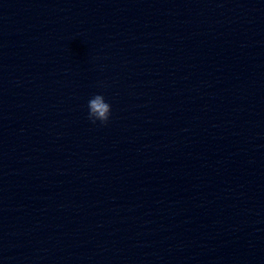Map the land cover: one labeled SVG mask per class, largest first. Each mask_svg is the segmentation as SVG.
<instances>
[{
  "label": "clouds",
  "instance_id": "clouds-1",
  "mask_svg": "<svg viewBox=\"0 0 264 264\" xmlns=\"http://www.w3.org/2000/svg\"><path fill=\"white\" fill-rule=\"evenodd\" d=\"M88 110V118L93 124L96 121L106 124L111 114V105L102 95L97 94L88 101Z\"/></svg>",
  "mask_w": 264,
  "mask_h": 264
}]
</instances>
